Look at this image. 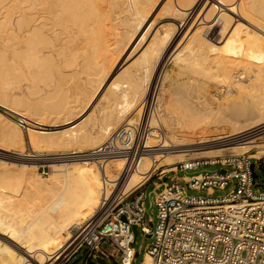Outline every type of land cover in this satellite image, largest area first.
Returning <instances> with one entry per match:
<instances>
[{"label": "bare ground", "instance_id": "obj_1", "mask_svg": "<svg viewBox=\"0 0 264 264\" xmlns=\"http://www.w3.org/2000/svg\"><path fill=\"white\" fill-rule=\"evenodd\" d=\"M160 1L0 0V103L13 108L20 103L22 108H16L21 114L31 112L58 125L55 130L27 127L32 147L70 146L79 153L101 144L122 126L147 123L150 130L148 148L132 172H127L124 160L108 163L102 170L87 158L72 157L52 162L56 166L51 174L41 178L28 161L0 155V264H57L70 240V229L93 218L108 194L103 189V172L109 183L125 175L122 190L128 193L160 167L156 164L170 165L164 167L166 171L183 160L187 151L208 153L195 157L214 158L264 146V81H258L264 75L260 76V66L249 72L250 64L264 57V0H164L163 12L191 22L184 34L174 25H160L158 18L148 19ZM180 37L186 40L170 55L171 61L177 71L182 68L192 74L177 85L212 84L216 93H225L222 100L216 93L209 100L173 93L163 83L165 74L158 95L152 96L153 101L148 98L165 57ZM124 55L125 61L135 58L103 91L109 67ZM242 62L250 63L249 71L245 67L243 72L251 75L247 83L235 84L229 65ZM226 63L228 69L222 67ZM216 69L218 78L212 77L211 83L206 77L207 83L192 78L195 73L213 76ZM142 73L152 81L150 88L144 86L145 74L143 85L136 84ZM100 89L103 93L90 111L94 116L79 129L74 119L87 110ZM149 101L155 108L145 118ZM236 105L239 110L233 112ZM235 114L253 118L237 125ZM3 118L7 117L0 112L3 138L20 147L15 121L8 117L7 126ZM186 146L210 148L188 150ZM146 161L152 169L143 168ZM10 164L18 165V170ZM113 169L118 171L116 177L110 172ZM18 180L34 187L31 191L25 184L13 188L10 184ZM142 264H151V258L146 255Z\"/></svg>", "mask_w": 264, "mask_h": 264}, {"label": "built area", "instance_id": "obj_2", "mask_svg": "<svg viewBox=\"0 0 264 264\" xmlns=\"http://www.w3.org/2000/svg\"><path fill=\"white\" fill-rule=\"evenodd\" d=\"M147 106L145 118L155 108L151 102ZM16 118L26 132L24 119ZM148 128L147 123L119 127L96 147L71 155L87 158L102 170L108 163L124 160L127 172H132L130 169L137 166L148 148ZM253 157L246 152L214 158L194 156L171 164L166 171L164 167L170 165L156 168L148 177L155 178L151 181L153 207L148 218L145 190L137 187L123 193L125 175L109 183L103 172V189L108 194L100 201L93 218L70 229V240L57 264H67L77 254L79 264H98L96 260L106 264L104 259H112L115 264H133L139 251L133 246L136 237L132 225L144 237L150 234L138 264L144 262L146 255L151 264H264V179L255 171V164L262 167L264 162L261 164ZM50 164L42 162L37 167L48 175ZM206 165L220 168L198 170ZM178 172L183 174L178 176ZM228 188L231 189L225 195L214 196L215 190ZM187 189L204 194L190 195Z\"/></svg>", "mask_w": 264, "mask_h": 264}, {"label": "rangeland", "instance_id": "obj_3", "mask_svg": "<svg viewBox=\"0 0 264 264\" xmlns=\"http://www.w3.org/2000/svg\"><path fill=\"white\" fill-rule=\"evenodd\" d=\"M163 1V2H162ZM166 1V0H165ZM164 0H161L159 3H158V5H156L155 6V8L150 12V14H149V16H148V19L150 20H153L154 18L156 19V18H158V19H156V21L158 22V23H160V25L161 24H163V25H165V26H171V25H174L175 26V29L177 30H179L180 32H182L183 34L184 33H186V31H187V27H189V25H190V23L191 22H188L187 20H182L180 17H178V18H176V17H170V16H168L167 15V13L166 12H163V11H165V10H162L161 8H162V6H163V4H164V2H165ZM162 5H161V4ZM160 5V6H159ZM161 7V8H160ZM208 9V8H207ZM159 11V12H158ZM155 12V13H154ZM166 13V14H165ZM197 13V12H196ZM156 16H155V15ZM158 14H159V16H158ZM153 15V16H152ZM161 15V16H160ZM151 17H153V19L151 18ZM239 18V17H238ZM239 19H241V18H239ZM150 20V21H151ZM159 20V21H158ZM186 30V31H185ZM217 33L216 34H218L219 33V29L216 31ZM182 34V35H183ZM184 40H186V38L184 37L183 39H182V37H180V38H178V42L176 41L175 42V44H174V46H173V48H172V50H171V52H170V54H168V56H166L165 57V61H164V63L162 64V66H161V68H160V70L158 71V73H157V77L155 78L156 79V87L153 85L152 86V90H150L149 91V93H150V95H149V93H148V98L150 99V98H153L154 97V95H158V92H159V86H160V83L162 82V80H163V76H164V74L165 75H167V78L164 80V85L167 87V86H169L170 88H169V90L171 91V89H172V92L173 93H177L178 95H181L182 97H187V99H188V97H193V96H197V95H199V96H202L203 98H205V99H207V100H209V96H212V94H215L216 92H215V87H214V85H212V84H206V85H204V86H199V88L197 87H185V86H181V87H179V85H177L178 83H180V81L183 79V80H185V79H188V78H191V74L192 73H190L188 70H185V69H183L182 70V68H181V70L180 69H178L179 71H177V68L176 67H174L173 66V62L171 61V57H173V55L175 54V52H178V50L180 49V48H182V46H183V43H184ZM181 41V42H180ZM180 43V45H178ZM182 44V45H181ZM176 47V48H175ZM179 47V48H178ZM175 50V51H174ZM174 53V54H173ZM172 54V55H171ZM264 54V53H263ZM262 54V56H264ZM170 55H171V57H170ZM125 55L122 57V59L124 60H119L118 61V63L117 64H115V65H112L111 67H109L110 69H108V78H107V81L105 82V83H103V85H102V88L101 89H103V91H104V89L106 88V86L116 77V76H122V72H121V70L123 69V67L125 68L126 66H127V64H128V67L131 65V61H132V59H134L135 58V56H134V58H130V59H128V60H126L125 61ZM263 58V59H262ZM261 58V61L260 62H257V63H249V62H242V64L240 65V63H238V64H234L233 66H232V64H230L229 66H230V70H232V71H234V72H232L231 71V73H232V77H233V75H237L236 77L234 76L233 78H234V80H232L234 83L235 82H239V83H242L244 80V82L245 83H247L248 82V80L249 79H247V77L249 76V75H251L252 74V72L254 73L255 72V69H256V66L257 67H259L260 66V70H261V72L263 73H261V77H262V75H264V69L262 70V68H263V66H264V57H262ZM122 61V62H121ZM237 63V62H236ZM247 63V64H246ZM261 63H263L262 64V66H261ZM246 64V65H245ZM250 64V68L251 69H249V70H251V71H249L248 69H247V65H249ZM253 64V66H251ZM255 64V65H254ZM119 65V66H118ZM232 66V67H231ZM234 66H236V67H234ZM242 68H241V67ZM222 67H226V69H228L229 67H227V63L225 64V66H223L222 65ZM221 67V68H222ZM246 67V68H245ZM254 67V68H253ZM224 68H222V70L220 69V71L222 72V71H224L225 69ZM234 68V69H233ZM247 69V71H245V72H251V74L250 73H247V75L243 72L244 70L243 69ZM224 69V70H223ZM217 70V69H216ZM215 70V72H213L214 74H213V76H211V74H209V76L207 77L206 75H204V74H198V73H193L194 75H193V77L192 78H198V79H200L201 80V78L203 79V80H205V82L207 81H209L210 83L211 82H213V81H211V78L213 77V78H218L217 76H216V74H219L218 73V70H219V68H218V70L216 71ZM236 70V71H235ZM254 70V71H253ZM180 72V73H179ZM185 72H187V73H185ZM220 72V73H221ZM237 72H240V74H241V77L240 78H238L239 76H238V74L239 73H237ZM188 73H190V75H187ZM242 73H243V75H242ZM145 74V75H144ZM142 73V75L140 74V77H139V79H137V81H139V82H136V84H141V85H143V83L141 82L142 81V76L144 75L145 76V78H143L144 80H145V84H144V86H147L146 88H150V85H151V83H152V81H149L150 80V78L148 77V76H146V74L147 73ZM196 74H197V76H196ZM239 74V75H240ZM177 75H179L180 76V79H179V76H177ZM183 75V76H182ZM246 75V76H245ZM187 76V77H186ZM201 76H203V77H201ZM214 76H216V77H214ZM110 77V78H109ZM205 77L206 78H209V80H206L205 79ZM245 77V78H244ZM261 77H260V79H261ZM264 77V76H263ZM262 77V78H263ZM243 78V79H242ZM149 79V80H148ZM215 79V80H216ZM121 81H123V79L121 78L120 79ZM143 80V81H144ZM148 80V81H147ZM213 80V79H212ZM214 80V81H215ZM177 81V82H176ZM179 81V82H178ZM258 81H264V78L263 79H261V80H258ZM150 82V83H149ZM204 82V81H203ZM206 82V83H207ZM147 83V84H146ZM236 84V83H235ZM262 85L264 84V82L263 83H261ZM39 85H41L40 83H39ZM207 86V88H205ZM211 86V87H210ZM203 87H204V89H203ZM209 87V88H208ZM189 88V89H188ZM191 88V89H190ZM193 88V89H192ZM202 88V89H201ZM214 88V89H213ZM100 89V91H101V93H99L100 91H98V92H96V93H94L93 94V101H91V103L88 105V107L86 108L87 110L86 111H83L82 112V114L80 115V116H77L75 119H74V121H73V124H75V125H77V123L79 124L78 126H79V129H81V127H82V130L84 129L83 127H84V125H85V123L87 124V123H89L90 122V120L92 119L91 117L92 116H94V113L93 112H90L91 111V109L95 106V104H96V102H97V100L99 99V97L101 96V94L103 93L102 92V90ZM199 91H198V90ZM208 89V90H207ZM158 90V91H157ZM186 90V91H185ZM190 90H192V91H190ZM197 90V91H196ZM175 91V92H174ZM263 91H264V86H263ZM155 94H154V93ZM183 92V93H182ZM197 92V93H196ZM199 92V93H198ZM205 92V93H204ZM99 94V95H98ZM188 94H190V95H188ZM207 94V95H206ZM225 93L224 92H221L220 94L219 93H216V96L218 97V101H220V100H222V98L224 97L223 95H224ZM184 95V96H183ZM153 96V97H152ZM205 96V97H204ZM207 97V98H206ZM209 97V98H208ZM213 97V96H212ZM21 99H23V98H21ZM70 99H72V98H70ZM69 98H68V101L70 100ZM190 99V98H189ZM146 102V99L145 100H143V103H145ZM93 103V104H92ZM149 103H150V101H149ZM17 104V103H16ZM90 105H91V107H90ZM213 107H215L216 106V102H214V103H212L211 104ZM238 105V104H237ZM236 105V106H237ZM236 106L234 107V109L236 108ZM16 107L17 108H22V106H21V104L20 103H18L17 105H16ZM13 108V107H11V106H4V105H2L1 103H0V112L4 115V117H7V118H3V124H5V125H7V126H9V119H8V117L9 118H12L14 121H15V124H13L14 125V127H16V130H14V132L17 134V132H18V134H17V136L19 135L20 137V139H18V141H20V143H19V145H20V147H18L17 145L18 144H15L14 142H8L6 139H4L3 138V133L1 132V128H0V155L2 156V157H4L5 159H8V160H11V161H25V162H27V163H29L33 168H34V172H35V174H37L38 176H40L41 178H46V177H48L50 174H51V171H52V169L56 166V164H54V163H52V162H54V161H56V160H58V159H66V160H69V159H71L72 157H73V155H71V153H77V151H75V150H73L72 149V147H70V146H62V147H32L31 146V144H30V141H29V138H28V135H27V130H26V132H24V131H22L21 130V128L19 127V125H18V120H17V118L16 117H20V118H23L24 119V121L26 122V128L27 127H31V128H36V129H42V130H46V129H48V128H51L52 130H55V129H57V127H58V125L56 124V123H50V122H48L47 121V119H41L40 117L39 118H37V117H35V115L34 114H32L31 112H29L30 114H28V112L26 113V114H21L20 113V111H18V109L17 108ZM90 107V108H89ZM148 107V106H147ZM12 108V109H11ZM28 109H30V110H32V108H29L28 107ZM29 110V111H30ZM154 110V108L152 109L151 108V111L148 113V115H147V117L146 118H148L149 116H150V114H151V112ZM237 110H239L238 109V106H237V108L235 109V110H233V112L235 111V112H237ZM90 113V114H89ZM255 115V113L253 114V116ZM44 116V115H43ZM235 117H234V120H235V123L237 124V125H243V124H245V123H247L248 121H249V118H253V116H252V114H246V116L244 115H240V114H238V115H234ZM250 116V117H249ZM89 118H90V120H89ZM238 118V119H237ZM40 119H41V121H40ZM46 120V121H45ZM81 120H82V122L84 123H80L81 122ZM86 121V122H85ZM81 124V125H80ZM10 126H11V124H10ZM78 126H74V127H72V128H78ZM66 127V126H65ZM61 128H63V127H61ZM163 130V132L164 133H167L168 132V130L166 129V128H163L162 129ZM17 131V132H16ZM14 143V144H13ZM21 144H22V146H21ZM264 145V144H263ZM202 147V148H201ZM200 148L199 147H190V146H186L185 147V149L187 148L188 150L190 149V150H193V149H195L196 150V148H197V150H198V148L199 149H209L210 147L209 146H201ZM212 148V147H211ZM214 148V147H213ZM260 148V149H259ZM36 152L34 155H27L26 153L27 152ZM67 151H70L69 152V154L68 155H61V154H64L63 152H67ZM24 152H26V153H24ZM42 152L44 153V152H46V154H42ZM244 152H246L247 154H251V155H254V159L253 160H256L257 162H260L261 164H263V162H264V146H262V145H260V146H258V148H250V149H248V150H245ZM244 152H242V153H244ZM258 152V153H257ZM217 153V152H216ZM207 154V155H206ZM217 154H221V153H217ZM210 155V154H209ZM194 156H208V153H195V154H192V152H188V153H185V157H184V159L185 158H189V157H194ZM4 159V160H5ZM40 160H43V161H46V162H50L51 164H50V166H51V168L50 167H48V175H43L42 173H41V168H38L37 167V165L40 163V162H38V161H40ZM8 162V161H7ZM11 165H14V166H12L14 169L18 166V165H15V164H10V166ZM161 165H164V163H158V164H156L155 166L156 167H158V166H161ZM19 167V166H18ZM18 167L16 168L17 170H18ZM143 168L144 169H152L153 167H152V163L150 162V161H146V162H144L143 163ZM218 168H220V166L219 165H206V166H202V167H200V168H198V170H209V171H212V170H216V169H218ZM20 169V168H19ZM45 170L47 171V167H45ZM255 171L257 172V174L258 175H260L261 177H262V179H264V166H262V167H259L257 164H255ZM110 172L113 174V175H115V177H116V175H117V173H118V171L116 170L115 171V169H113V170H110ZM183 174V172H178V176H180V175H182ZM166 176H170V173H166ZM153 180H155V178H147L140 186H139V190H141V189H144L145 190V193H146V197H145V203H146V206H147V209H148V207H149V204H150V199H149V193L153 190V182H151V181H153ZM22 184H25V185H28L30 188H29V191H31L32 190V187H34L33 186V184L34 183H31V182H25V181H20V180H18L17 182H14L13 184H10L13 188H15V187H17V186H19V185H22ZM182 184L185 186V183H183L182 182ZM10 185H8V184H5L4 186L6 187V186H10ZM231 188H228V189H226V190H215V192H214V196H222V195H225L229 190H230ZM187 192H188V194H190V195H199V194H204V192L202 191V192H198V191H196V190H188L187 189ZM150 215L148 214V213H146V218H148ZM155 216H153V221L155 222ZM150 241V239L149 238H146V237H144L143 235H142V233L140 232V229H137V236H136V238H135V241H134V243H133V246H134V248H135V250L138 252L139 251V253L136 255V257H135V261H134V263L133 264H138V263H140L141 262V260H142V256H143V252H144V248H145V243H147V242H149ZM104 246H106V245H104ZM61 249L62 248H58L57 250L60 252L61 251ZM96 262L98 263V264H104L103 263V261H99V260H96ZM104 262L106 263V264H115V262L112 260V259H104ZM80 263V260H79V254H77L74 258H72L67 264H79Z\"/></svg>", "mask_w": 264, "mask_h": 264}, {"label": "water", "instance_id": "obj_4", "mask_svg": "<svg viewBox=\"0 0 264 264\" xmlns=\"http://www.w3.org/2000/svg\"><path fill=\"white\" fill-rule=\"evenodd\" d=\"M251 169H252L253 178H255V177H256V173H255V171H254V163L251 165ZM153 194H154V192H153V190H152V191L149 193L150 204H149V207H148V209H147V213H148L150 216L152 215V207H153V205H152V196H153ZM121 219H122V220H125V217H124V216H121ZM149 225L152 226V222H151V221H149ZM131 228H132V231H133L134 237H136V236H137V229H136V226H135V225H132ZM145 236H146V238H150V234H147V235H145Z\"/></svg>", "mask_w": 264, "mask_h": 264}]
</instances>
